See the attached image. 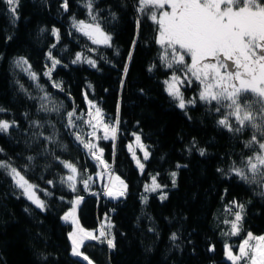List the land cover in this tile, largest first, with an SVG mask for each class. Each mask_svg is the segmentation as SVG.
I'll return each mask as SVG.
<instances>
[{
	"label": "trees",
	"instance_id": "obj_1",
	"mask_svg": "<svg viewBox=\"0 0 264 264\" xmlns=\"http://www.w3.org/2000/svg\"><path fill=\"white\" fill-rule=\"evenodd\" d=\"M87 2L67 0L65 10L64 0H18L13 15L0 0V108L5 110L0 120L15 122L7 133L0 132V161L32 182L46 205L36 207L0 168V264H87L71 254V224L61 219L77 195L83 197L77 210L82 227L97 228L105 215L112 223L114 248L97 241L81 247L95 264H232L214 213L222 199L244 202L240 234L228 235L234 248L244 235L264 233V183H249L231 171L259 151L258 145L245 146L259 133L250 126L243 132L225 129L218 121L227 109L217 112V105L198 98L184 109L176 105L164 83L174 69L160 60L157 26L138 10V0H93L102 29L112 38L110 47L93 44L72 26L73 20L91 22ZM50 52L60 63L49 77L44 73L52 67ZM77 53L81 60L73 63ZM20 58L28 63L17 66ZM89 58L95 67L86 62ZM198 85L185 95H196ZM87 101L114 124L118 115L115 141L100 139V144L109 168L127 185L123 197L104 196L93 178L88 190L81 182L95 177L99 166L76 141L77 128L70 131L66 125L67 113H84ZM230 123L236 126L234 118ZM133 132L149 151L141 174L127 149ZM193 141L196 147L189 151ZM69 161L78 170L75 192L61 183ZM172 170L176 182L170 187ZM153 172L169 187L166 199L151 193L142 201L143 185Z\"/></svg>",
	"mask_w": 264,
	"mask_h": 264
},
{
	"label": "snow or ice",
	"instance_id": "obj_2",
	"mask_svg": "<svg viewBox=\"0 0 264 264\" xmlns=\"http://www.w3.org/2000/svg\"><path fill=\"white\" fill-rule=\"evenodd\" d=\"M6 3L13 15L18 7V0H6ZM138 10L144 14H150L149 18L157 26L158 36L156 44L161 47L162 54L160 60L164 66L172 72L170 79L165 80L166 91L173 99L178 100L179 108L184 109L186 101L181 91V87H192L199 84L201 90L198 93V100L207 104L217 105V112L221 109H227L226 114L218 121V124L225 129L233 132H243L246 127L255 129L259 137L254 134L252 139L246 142V147L252 148L258 145L259 151L252 157L247 158L242 166L233 167L231 171L242 180L264 183V0H138ZM62 7L67 10L68 3L64 0ZM86 7L89 10L91 22L83 20H73V27L83 35L87 36L93 44L111 46V36L106 34L99 23V17L93 8V0H88ZM170 10H165V9ZM140 21H137L139 26ZM53 34L59 39L58 29L53 28ZM134 44L136 41L133 42ZM55 47V46H54ZM52 67L44 75L51 76L52 69L60 61L52 58L49 53ZM131 53H129V59ZM190 58V63L188 62ZM81 60V54L77 53L76 63ZM93 67L96 62L92 59L86 61ZM17 66L27 64L28 62L20 58ZM29 71L30 77L36 80V74ZM127 65L124 72L127 73ZM178 72L184 73L183 77L177 75ZM123 85V80L121 81ZM54 87H59L54 84ZM252 97L251 102H245ZM42 99L47 100L48 95ZM89 103L88 119L83 120L82 115L77 116L75 110L67 113L68 122L66 128L70 131L77 128L76 121L87 124L92 128L88 133L94 136L98 128H103L104 135L100 139L115 141L119 124V118L115 124L105 123L104 116L99 107H96L91 101ZM189 104H196V100H188ZM259 105V108H256ZM92 109L95 111L93 112ZM41 110H48L42 105ZM5 111L0 108V112ZM234 118L236 126L230 121ZM39 123V122H32ZM8 121L0 120V132L7 133L10 127ZM75 139L83 144L89 154L109 169V165L102 159L103 149L91 141L85 142L82 135L77 131L73 133ZM136 143L143 151L144 159L147 160L149 152L145 146L140 143V136L136 135ZM50 139V138H49ZM196 147V142H192L189 148L191 151ZM131 150V147H130ZM200 155L205 154L204 149H199ZM29 159H32L29 157ZM133 159H136L133 153ZM138 167L143 169L144 165L137 159ZM64 167L69 170L66 178H61V183L75 192L77 190V167L69 162H64ZM179 167V165H178ZM0 168L8 171L9 175L16 183L17 187L23 190V194L36 207L41 210L46 205L40 200L34 191L36 186L29 183L16 168L12 167L7 161H0ZM98 175H103L98 173ZM173 186H175L176 173L172 174ZM88 176L81 182L84 189L88 190ZM52 183V181H49ZM127 185L118 176H110L109 184L105 186L104 195L116 199L123 197ZM161 185L152 178L151 187L145 186L146 191H156ZM50 195V193H49ZM161 200L166 199V194L161 195ZM83 197L77 195L76 199L71 201L72 210L66 212L62 219L70 221L73 231L69 233V239L72 246V254L80 257L87 264H93V261L81 251V246L85 241L100 240L104 243L106 240L108 248H114V240L107 238L105 231L101 230L99 236L93 232L86 231L79 226V221L75 216V209L82 201ZM240 211L235 213L234 221L231 223V232L227 235H238L240 232V221L242 220L243 205L237 204ZM103 229V226H102ZM171 239L175 240L173 233ZM225 255L232 264H264V236H253L248 233V238L239 245V253L234 254L229 245H225Z\"/></svg>",
	"mask_w": 264,
	"mask_h": 264
},
{
	"label": "rangeland",
	"instance_id": "obj_3",
	"mask_svg": "<svg viewBox=\"0 0 264 264\" xmlns=\"http://www.w3.org/2000/svg\"><path fill=\"white\" fill-rule=\"evenodd\" d=\"M165 10H170V9H165ZM149 16H150V14H148ZM85 22H87V21H85ZM105 32V31H104ZM106 33V32H105ZM106 34H108V33H106ZM109 35V34H108ZM111 42V41H110ZM53 58V57H52ZM49 62H51V59H50V61ZM188 62L190 63V58H189V60H188ZM49 68H51V67H49ZM49 68H47L46 69V71L49 69ZM171 75H172V73L168 76V78H166L165 80H168V79H170V77H171ZM177 75H180L181 77H183V75H184V73H182V72H178L177 73ZM166 84H165V90H166ZM188 88H190V87H188ZM201 90V87L198 85V91H197V93H196V95L192 92V91H189V93L191 94L190 96H186L185 94H186V91H187V88H185V87H181V91H182V93H183V95H184V98H185V101H186V105H192V104H189V103H187V101L188 100H196V98H198V93H199V91ZM167 92V91H166ZM176 101V105L178 106V104H179V102H178V100H175ZM89 101H87V104H86V109H85V111H84V113H78V114H76L77 116H81L82 115V118H83V120H87L88 119V116H87V112L89 111V103H88ZM96 107H98L95 103H93ZM179 107V106H178ZM92 111L94 112L95 110L94 109H92ZM103 114V113H102ZM104 116V115H103ZM77 121H79V120H77ZM104 121H105V123H109V124H114V123H112V122H110V121H108L105 117H104ZM81 122V121H80ZM79 132L81 135H82V137H83V139H84V141L85 142H88V141H91L92 143H94V144H96L97 146H98V148H102L103 149V147H102V145L100 144V137H102L103 135H104V132H103V128L101 127V128H98L97 130H96V132H95V135L94 136H90V135H88V133H91L92 132V128L89 126V125H87V124H83V123H80V124H78L77 125V130L75 131V132ZM136 135H139L140 136V134L138 133V132H133V134H132V139L130 140V141H128V143H127V149H128V151H129V153H130V156L132 157V159H133V153H135V156H136V159H133V161H134V164H135V166L137 167V169H138V171H139V173L141 174V173H143V171H144V169H145V159H144V155H143V151H141V149L138 147V145H137V143H136ZM74 137H75V135H74ZM140 138H141V136H140ZM108 140H111V139H108ZM77 141V140H76ZM77 142H79V141H77ZM264 142V141H263ZM80 143V142H79ZM140 143H142L144 146H145V150H147L148 151V149H147V147H146V145H145V143L143 142V140L142 139H140ZM81 145H82V147L84 148V146H83V144L82 143H80ZM130 147H131V150H130ZM86 151H87V153H88V155L95 161V162H97V164H98V172L95 174V177H92L93 178V180L95 179V181L99 184V186L101 187V188H103V189H105V186L106 185H108L109 184V177L110 176H118L117 174H115V173H113L112 171H111V169L109 170V169H105L104 168V165H101V164H99V162L98 161H96L90 154H89V152H88V150L86 149V148H84ZM149 152V151H148ZM102 159L105 161V163L106 164H108L107 162H106V160H105V158H104V154L102 155ZM139 160L143 165H144V167H143V169H141L140 167H138V165H137V162H136V160ZM69 163H70V161H69ZM72 163V162H71ZM103 172V175H98V173H102ZM173 172H175L176 173V171L175 170H172L171 172H170V177H171V181L173 180V177H172V173ZM70 173H69V170L67 169V175H69ZM67 175H66V177H67ZM65 177V178H66ZM119 177V176H118ZM153 177H155L156 178V182L158 183V184H160L159 183V181L157 180V175H156V173H151L150 174V177H149V180L148 181H146L145 183H144V185H143V188H142V191H141V194H140V198H141V200L142 201H146L147 199H148V197H149V195L151 194V193H156L158 196H159V198L161 197V195H164V194H166V196H167V193H168V186H164V185H162V184H160L161 185V188H158L156 191H146L145 190V186L146 185H148L149 187H151V184H152V178ZM120 179L121 180H123L121 177H120ZM92 180V179H91ZM175 182H176V177H175ZM29 183H31L32 185H34L32 182H30L29 181ZM125 183V182H124ZM35 186V185H34ZM89 186H90V184H89ZM170 187H173V183L170 185ZM34 191H35V194H36V196L38 197V195H37V193H36V189L34 188ZM263 191H264V186H263ZM22 195L24 196V197H26L24 194H23V190H22ZM104 196H106V195H104ZM76 197L77 196H75L73 199H72V201L73 200H75L76 199ZM81 197V196H80ZM106 197H108V196H106ZM27 198V197H26ZM39 198V197H38ZM108 198H110V197H108ZM119 198V197H118ZM40 199V198H39ZM111 199H113V198H111ZM117 199V198H116ZM161 199V198H160ZM237 204H239V205H243L244 206V202H242V201H237V200H228V201H224L223 199H222V201H221V203L219 204V206H218V208H216L217 209V211H216V209H215V213H217L216 215H215V213H214V216H216V218H217V220L219 221V223H220V225H219V228H218V225L216 224V222H215V226H216V229L218 230V233H219V237H220V239L222 240V242H223V244H224V250H225V245H229L231 248H232V251H233V253L234 254H238L239 253V245L245 240V239H247L248 238V234H246V235H244L242 238H241V241H239L238 243H237V245H236V248H238L237 250V252H236V248H234V245H235V243L233 242V240H229V238H228V235H226V232H228V233H230L231 232V223L234 221V218H235V213L236 212H238V211H240V209L237 207ZM80 205V204H79ZM79 205H77V207H76V209H75V216H76V219L78 220V214H77V210H78V207H79ZM72 210V204H71V207L66 211V212H69V211H71ZM243 210H244V207H243ZM65 212V213H66ZM64 213V214H65ZM64 214L62 215V217L64 216ZM62 217H61V219H62ZM242 218H243V212H242ZM214 220H215V218H214ZM62 221L63 222H65V223H70L71 224V222L70 221H64L63 219H62ZM79 221V220H78ZM242 221V220H241ZM241 221H240V230H241ZM79 226L80 227H82L81 226V224H80V222H79ZM102 226H103V229H102ZM82 228H84V227H82ZM86 231H90V232H93L95 235H97V236H99V233H100V231L101 230H103V231H105V234H106V236H107V238H110V239H113V232H112V223H111V221H110V219H109V217L107 216V215H105V216H103L102 217V219L100 220V222H99V224H98V227L97 228H95V229H87V228H84ZM73 231V226L71 225V230L69 231V233L70 232H72ZM69 233H68V238H69ZM240 234V233H239ZM238 234V235H239ZM238 235H232V237H237ZM258 236H264V233L263 234H261V235H257L256 237H258ZM69 241H70V239H69ZM97 242H100V240H96ZM105 243H106V240H105ZM70 244H71V241H70ZM107 244V243H106ZM82 247V246H81ZM81 251H82V249H81ZM83 252V251H82ZM84 253V252H83ZM71 254H72V246H71ZM85 254V253H84ZM73 255V254H72ZM86 255V254H85ZM74 256V255H73ZM74 257H76V258H78V259H80V260H82L83 261V259L82 258H80V257H77V256H74ZM225 258H226V260H228L227 259V257H226V255H225ZM91 260V259H90ZM92 261V260H91ZM229 261V260H228ZM84 262H86V261H84ZM229 262H231V261H229ZM87 263V262H86ZM93 264H95L94 262H93Z\"/></svg>",
	"mask_w": 264,
	"mask_h": 264
}]
</instances>
